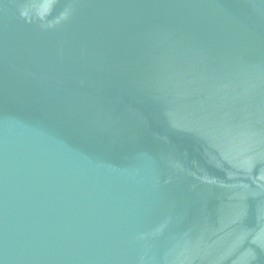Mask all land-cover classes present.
<instances>
[{
    "label": "water",
    "instance_id": "95a60500",
    "mask_svg": "<svg viewBox=\"0 0 264 264\" xmlns=\"http://www.w3.org/2000/svg\"><path fill=\"white\" fill-rule=\"evenodd\" d=\"M0 264H264V0H0Z\"/></svg>",
    "mask_w": 264,
    "mask_h": 264
}]
</instances>
